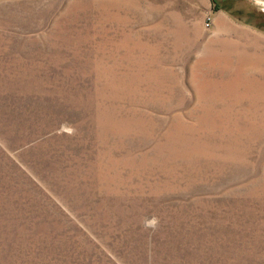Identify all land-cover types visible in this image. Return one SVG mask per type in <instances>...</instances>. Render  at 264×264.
I'll return each mask as SVG.
<instances>
[{
  "label": "rangeland",
  "instance_id": "rangeland-1",
  "mask_svg": "<svg viewBox=\"0 0 264 264\" xmlns=\"http://www.w3.org/2000/svg\"><path fill=\"white\" fill-rule=\"evenodd\" d=\"M0 264H264V0H0Z\"/></svg>",
  "mask_w": 264,
  "mask_h": 264
}]
</instances>
